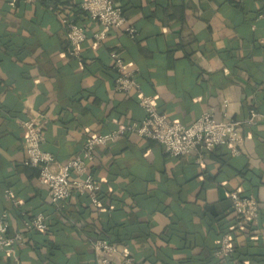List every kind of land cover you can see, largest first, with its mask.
Masks as SVG:
<instances>
[{
  "label": "crops",
  "instance_id": "crops-1",
  "mask_svg": "<svg viewBox=\"0 0 264 264\" xmlns=\"http://www.w3.org/2000/svg\"><path fill=\"white\" fill-rule=\"evenodd\" d=\"M82 1L0 0V215L8 213L11 235H23L13 252L0 251V264H97L90 228L124 239L119 249L136 264H200L220 242L216 218L236 189L257 198L260 216L236 233L232 262L264 264V117L239 128V155L218 146L171 156L136 133L99 146L88 171L102 185V205L72 195L66 216L50 212L39 170L24 164L22 125L33 119L41 128L58 169L88 136L141 120L137 94L115 89L113 50L173 119L244 118L253 107L264 116V0H116L137 35L112 28L98 44L100 25ZM65 16L88 33L80 57L69 53ZM39 212L47 230L29 227Z\"/></svg>",
  "mask_w": 264,
  "mask_h": 264
},
{
  "label": "built area",
  "instance_id": "built-area-1",
  "mask_svg": "<svg viewBox=\"0 0 264 264\" xmlns=\"http://www.w3.org/2000/svg\"><path fill=\"white\" fill-rule=\"evenodd\" d=\"M81 8L92 21L100 25V29L92 34L95 43H101L112 28H125L130 38L136 37V27L127 22L123 9L116 0H83ZM61 20L67 28L69 53L80 57L81 46L88 38L85 26L70 16L62 17ZM110 56L117 73L115 89L123 93L137 94L139 105L144 112L141 120L119 124L109 131L88 136L81 150L58 169L53 166L56 162L55 155L43 147L45 139L41 128L33 119L22 121L27 155L24 164L39 170L40 180L48 188L50 202L58 210L64 209L75 192L87 195L93 207H101V183L88 171V161L93 157L97 147L106 146L127 133H136L141 137L158 141L171 156H185L190 153L202 155L218 146H226L233 155H239L244 143L239 128L243 125L255 126L264 117L256 109H250L244 118L229 117L225 111L222 119H218L211 111H205L192 123L185 124L158 109L154 96L142 90L136 78V70L126 66L120 52L113 50ZM229 197L237 217V226L244 227L258 222L260 207L254 195H244L236 189L229 193ZM17 202L19 201L15 203ZM9 224L8 213H1L0 251L13 252L16 243L23 238L20 233L11 235ZM46 226L47 217L44 212L35 214L29 224L33 229H45ZM93 247L97 264H136L133 255L126 250L121 251L118 244L108 239H95ZM233 250L234 236L231 231H227L222 235L219 248L215 252L220 261L218 264H230L228 257ZM119 255L122 256L120 260Z\"/></svg>",
  "mask_w": 264,
  "mask_h": 264
},
{
  "label": "trees",
  "instance_id": "trees-1",
  "mask_svg": "<svg viewBox=\"0 0 264 264\" xmlns=\"http://www.w3.org/2000/svg\"><path fill=\"white\" fill-rule=\"evenodd\" d=\"M17 1H19V0H17ZM37 1H39V0H37ZM122 8V7H121ZM82 9V8H81ZM123 9V8H122ZM83 11V10H82ZM123 12H124V9H123ZM124 14H125V12H124ZM76 15L74 14V16L73 17H75ZM125 16H126V14H125ZM76 21H78L77 20V18H74ZM137 29V28H136ZM132 39H134V38H132ZM114 69V68H113ZM114 71H115V69H114ZM115 73H116V71H115ZM116 75H117V73H116ZM136 78H137V80L139 81L140 80V76H139V73H138V71L136 72ZM116 79V78H115ZM252 109H256L257 111H259V109L257 108V107H253ZM260 112V111H259ZM110 144V143H109ZM108 144V145H109ZM107 146V145H106ZM91 173V172H90ZM91 174H93V173H91ZM93 176L94 177H96L94 174H93ZM97 178V177H96ZM98 179V178H97ZM242 194H244V195H251V194H246V193H244V192H241ZM73 195H76V196H81V197H88L87 195H83V194H80V193H77V192H75V193H73ZM100 197H101V200H102V185H101V191H100ZM88 199L90 200V198L88 197ZM105 199V197H104V191H103V200ZM69 202V201H68ZM68 202H67V204H66V206L64 207V209H61V210H58V209H56L52 204H51V209H50V212H53V213H56L55 215H63V216H66V215H68ZM103 202V201H102ZM89 207H92V208H95V207H93L92 206V204H91V201H90V204H89ZM259 216H260V212H259ZM47 217V216H46ZM49 218V217H48ZM215 220V219H214ZM216 220H220V222H222L221 224H220V227H219V238H220V240H221V237H222V235L225 233V232H227V231H231L232 233H233V236L235 237V235H236V233L238 232V231H240V230H242V229H244L245 227H248L247 225L246 226H244V227H240V226H237V217H236V214H235V212H234V210L232 209V205L230 206V208H229V211H228V213H227V215L226 216H224L223 217V219L221 220V219H219V218H216ZM255 223H253V224H249V225H254ZM49 228V222H48V220H47V226H46V228L45 229H41L42 231L43 230H47ZM87 236L92 240V242L95 240V239H97V238H104V239H108L109 241H111V242H113V243H116V244H118L120 241H125L124 239H120V237L119 238H116V236H114V235H112V236H110L108 233H106L105 231H102V230H100V231H98V230H96V229H91L90 228V230H88L87 231ZM219 245H220V242H219V244L215 247V248H213L211 251H210V254H209V256H208V258L206 259V260H203L200 264H218L219 262H217V263H214V259H215V261H216V259H217V257L215 256V252H216V250L219 248ZM232 257H233V252L230 254V256L228 257V261H229V263L230 264H233V262H232Z\"/></svg>",
  "mask_w": 264,
  "mask_h": 264
}]
</instances>
